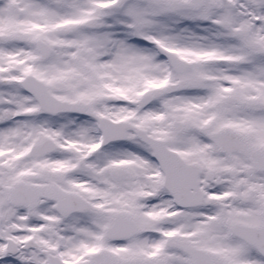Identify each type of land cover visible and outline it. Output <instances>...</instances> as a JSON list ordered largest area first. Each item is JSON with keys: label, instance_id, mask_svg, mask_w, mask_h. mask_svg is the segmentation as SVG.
<instances>
[{"label": "snow or ice", "instance_id": "obj_1", "mask_svg": "<svg viewBox=\"0 0 264 264\" xmlns=\"http://www.w3.org/2000/svg\"><path fill=\"white\" fill-rule=\"evenodd\" d=\"M0 264H264V0H0Z\"/></svg>", "mask_w": 264, "mask_h": 264}]
</instances>
